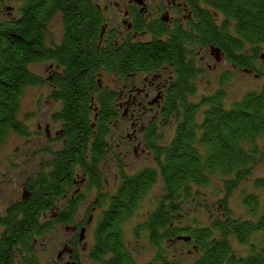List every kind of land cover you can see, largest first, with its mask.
Listing matches in <instances>:
<instances>
[{"label":"trees","instance_id":"1","mask_svg":"<svg viewBox=\"0 0 264 264\" xmlns=\"http://www.w3.org/2000/svg\"><path fill=\"white\" fill-rule=\"evenodd\" d=\"M203 1L211 9V13L200 10L201 21H207L210 45L221 50L228 62L250 66L258 57L257 45L264 43V0ZM94 10L89 0H22L17 16L0 21V146L9 133L20 137L29 134L17 118L20 99L26 88L44 84L42 76L29 70L30 64L54 59L65 70L53 76L55 87L50 95L61 104L54 114L62 128L54 140L61 146L42 149L49 160L43 163L38 178L27 180V187L34 189L32 197L12 204L7 216L0 215L5 231L0 239V264H7L13 246L18 247L20 259L28 263L32 237L50 228L40 221L42 213L69 194L77 169L86 175L89 188L97 189L98 204L106 202L95 234L99 249L109 253L106 262L117 264L120 254L122 263L135 264L124 245V226L135 217L147 193L160 183V194L132 230L135 236L145 232L155 250L149 264H182L184 257L177 248L184 245L192 247L195 254L191 264H264V178L254 179V192L242 196L244 219L232 216L227 205L230 192L264 157L256 146L264 132V91L248 92L229 108L225 107L222 90L206 96L202 99L207 105L205 119L200 125L193 122L196 105L187 100L191 92L173 93L170 101H177L179 106L162 113L164 123L174 118L170 141L160 143L154 124L145 129L144 142L154 156V165L129 174L115 154L113 189L99 195L104 182L101 169L111 149L107 120L115 115L113 109H107V100L105 104L97 99L100 110L96 120L90 107L88 87L99 55L84 32L91 29ZM55 11L61 13L64 26V39L55 47L57 52L44 47L46 22ZM213 13L220 14L221 19L215 20ZM200 32L202 36L203 30ZM221 78L228 81L229 74ZM196 127L201 128L199 137L194 134ZM215 175L220 176L225 191L217 203L219 214L205 226L182 225V205L198 197L193 188L207 186L210 176ZM78 204L68 202L61 211V223H70ZM232 241L246 246V255L236 254ZM170 247H174L171 255L167 251Z\"/></svg>","mask_w":264,"mask_h":264},{"label":"flooded vegetation","instance_id":"2","mask_svg":"<svg viewBox=\"0 0 264 264\" xmlns=\"http://www.w3.org/2000/svg\"><path fill=\"white\" fill-rule=\"evenodd\" d=\"M89 2L95 10L91 29L84 34L90 36L88 39L94 46L92 49L99 55L92 76L93 81L88 87L92 94L90 107L94 120L100 110L98 98L105 104L107 100V109H113L114 118L112 116L107 120L109 126L107 139L111 148L108 155L117 146L125 148L127 145L140 148L146 155L151 154L144 142L147 135L146 126L164 123L162 113L179 106L177 101H170V95L179 91L191 92L187 100L190 104L196 105L193 122L200 125L205 119L207 109L202 99L208 95L203 94L194 100L192 98L197 94L199 78L204 80L212 71L222 69L219 75L215 76L219 85L217 91L222 90L228 83L230 73L261 77L258 60L264 61V54L261 53L260 46L257 45L259 51L257 59H254L250 66L243 68L228 62L221 50L210 45L207 21H201L200 10L211 13V9L203 0H89ZM56 16H59L61 21V34L57 41H48L47 34L50 33L47 26ZM213 16L218 20L216 13H213ZM201 30L204 32L202 36ZM79 32L80 36L84 35L82 31ZM63 39V18L60 12L55 11L46 22L44 47L57 52L55 47L60 45ZM248 52L247 48L246 53ZM40 64L47 65L46 75L42 76L44 79L42 86H46L47 89V101L50 105L57 106V110L51 113L50 120L58 124V129L52 136L50 130L45 128L46 137H52L54 140L61 134L62 128L61 123L54 119V114L60 110L61 104L50 96L55 87L52 82L56 73H64L65 70L54 59L32 62L30 66ZM225 73L229 74L228 81L221 78ZM232 102H225V107L229 108ZM173 121L172 117L164 124L171 126L173 124L174 132ZM194 134L199 137L201 128L196 127ZM54 143L59 144L60 148V141ZM46 158L47 156L45 161L48 162L49 159ZM50 159L52 160V157ZM77 170L69 194L62 195L54 202L53 207L42 213L40 221L48 223L50 228L32 237L30 253L26 260L28 263L20 259L18 247L13 246L11 255H7V264H18V261H21V264H88L86 260L91 264H113L106 262V259L110 258L109 253L105 254L99 249L95 237L106 202L98 204L97 189L89 188L86 175L79 172L80 169ZM41 171L42 169H38L23 179L20 197L6 205L4 211H0L1 216L8 215L12 204L32 197L34 189L27 187V180L34 181ZM103 181L99 190L101 196L113 189V185L109 188L105 180ZM89 195H92V198L88 197ZM74 201H79V206L71 215L70 223H61L66 205ZM4 232L3 226L0 225V239ZM45 237H48V240ZM124 245L137 264L132 249H129L125 241ZM37 253L42 258H38ZM101 254L102 257L99 259ZM118 255L120 259H117V264H126L122 263V255Z\"/></svg>","mask_w":264,"mask_h":264},{"label":"rangeland","instance_id":"3","mask_svg":"<svg viewBox=\"0 0 264 264\" xmlns=\"http://www.w3.org/2000/svg\"><path fill=\"white\" fill-rule=\"evenodd\" d=\"M21 3L22 0H0V21L17 16V9L20 7ZM221 17L222 16L218 14L217 19L220 20ZM47 27L50 33V35L47 34L48 41H57L61 34V21L59 16L52 18ZM259 46L261 53L264 54V43ZM258 62L260 63L258 64V69L261 73V77L248 76L241 73L236 75L230 73V80L222 87L226 102L229 103L238 100L248 92L264 91V61L258 60ZM46 68V64L29 66V70L35 72L38 76L46 75ZM219 71H222V69ZM219 71H212L204 80L199 78L197 94L192 100L199 99L203 94L211 96L215 91L219 90V85L215 77L219 75ZM56 110L57 106L55 104L50 105L47 101L46 86H31L24 90L20 99L17 118L24 123L29 134L26 137H20L13 133H9L0 146L1 212L4 211L6 205L13 202L15 198L20 197V185L23 179L37 172L43 163H45L46 154L42 152V149L44 147H51L53 149L59 148V144L54 143L55 141L52 137L48 138L45 135L46 127L50 130L52 136L54 135V131L58 129V124H54L50 120L51 113ZM142 120L145 119L142 118ZM172 126L169 124L166 125L163 122L156 123V131L161 136L160 143L167 144L170 141L173 135ZM127 146L128 147L125 148L117 146L115 150L112 149L110 155L106 157L102 170L104 172L105 184L108 187L113 185L115 181V154H118L119 160L129 174L154 165L153 155H146L142 153L140 148H134L132 145ZM256 146L258 151L264 156V132L257 140ZM256 178H264V157L259 159V161L249 169V175L241 179L237 187L228 195L227 205L232 216L241 219L247 216L244 206L242 205V196L252 191L254 192L253 181ZM160 188V183H156L153 186L144 197L135 217L124 226V232L126 234L124 241L129 249H132V253L137 259V264H149L154 258L155 250L149 244L145 232H141L139 234L140 236H135L132 230L138 223L142 222L151 209L153 199H155L154 197H158L160 194ZM193 189V194H196L198 197H193L192 200L182 205V218L180 219V223L182 225H190L193 223L198 225L199 223L198 226H205L213 216L219 214L217 203H219L225 195V191L222 189L221 178L218 175L210 176V181L207 186L201 188L194 187ZM255 192L258 194L261 193L259 191ZM91 196L92 195H89L88 197L92 198ZM45 239L48 240V237H45ZM251 240L257 243L254 237H252ZM232 246L236 254L246 255V246L239 245L234 241H232ZM177 249L179 251L178 254L184 257L182 264H191L195 258V254L191 252L192 247L184 245ZM167 251L169 255H171L174 251V247L167 248ZM38 253V258H42ZM85 262L91 264L89 260ZM18 264H21V261H18Z\"/></svg>","mask_w":264,"mask_h":264}]
</instances>
